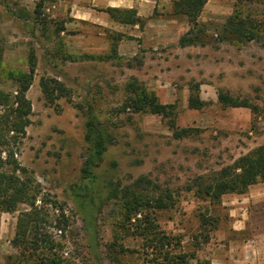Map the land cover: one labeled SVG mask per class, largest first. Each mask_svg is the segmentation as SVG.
<instances>
[{
    "label": "rangeland",
    "instance_id": "rangeland-1",
    "mask_svg": "<svg viewBox=\"0 0 264 264\" xmlns=\"http://www.w3.org/2000/svg\"><path fill=\"white\" fill-rule=\"evenodd\" d=\"M174 1L155 0L145 15L134 5L142 24L113 23L105 12L109 22L101 25L97 10L104 7L93 5V0H0V89L9 94L0 114L17 105L14 96L22 75L34 62L25 92L29 123L0 153L4 158L12 150L20 169L13 171L9 163L1 169L37 184L33 202L48 212L45 229L64 242L62 254L72 256L75 264H154L160 258L157 249H143L132 225L128 231L121 227L119 199H104L108 179L121 187L144 175L155 185V196L168 190L172 204L154 213L158 228L172 237L171 247L178 242L172 253H195L185 263L174 264H196L197 259L213 264L209 256L214 244L240 236L231 231L221 198L214 202L202 197L197 181L208 182L221 167L264 143V38L221 39L237 0H209L198 16L199 41L180 46L179 37L191 24L186 15L174 13ZM241 10L258 14L263 6L246 3ZM21 11L28 15L19 16ZM41 78L58 80L68 95L48 103ZM133 80L161 103L175 104L177 127L197 132L174 138L167 119L158 114L119 111L128 96L126 84ZM191 82L200 83L199 95L206 101L200 109L187 106ZM218 89L249 98L258 111L223 107ZM86 104L113 137L91 170L92 181L81 171L88 146L83 137ZM85 185L94 202L95 230L90 234L75 196L77 187ZM17 206L26 209L28 204ZM1 211L9 220L13 217L0 233V264H5L6 256L17 252L11 239L18 210ZM61 212L68 222L64 230L57 220ZM199 214L211 222L200 226Z\"/></svg>",
    "mask_w": 264,
    "mask_h": 264
},
{
    "label": "trees",
    "instance_id": "trees-1",
    "mask_svg": "<svg viewBox=\"0 0 264 264\" xmlns=\"http://www.w3.org/2000/svg\"><path fill=\"white\" fill-rule=\"evenodd\" d=\"M207 0H175L173 11L175 14L187 16L190 28L179 37L178 44L185 46L196 44L199 41L201 29L198 16ZM246 3L262 5L263 11L258 14L244 13L241 10ZM108 16L119 23L142 24L144 19L137 13L135 7L108 6L102 8ZM19 16L28 15L21 11ZM264 0H237L234 12L229 16L223 26L221 39H233L237 42L259 40L264 38ZM197 28V29H196ZM194 29L196 31L194 32ZM233 37V38H232ZM117 38V37H116ZM115 46V42L112 44ZM34 71V62H29L28 73L22 75V84L15 97L17 105L4 110L0 114V153L9 142H14L20 135L25 133V126L29 123L30 102L25 96L29 86L31 76ZM199 82L189 84V94L187 106L192 109H200L206 101L199 95ZM40 86L44 98L48 103H53L58 97L68 95L65 86L54 78H41ZM128 96L119 111L131 108L134 112H149L160 115L167 119V125L172 131L174 138H182L197 132L193 127H177L174 122L175 104L161 103L157 96L147 90L144 86L134 80L126 84ZM217 101L223 106L247 107L253 113L258 110L257 105L247 97L233 96L223 89L217 90ZM9 94L0 89V105H7ZM11 107V106H10ZM82 107V106H80ZM84 122V140L87 142V153L81 168L82 177L92 181L94 175L91 170L97 166L102 159V154L107 145L112 143V133L98 120L92 112L91 106L86 104ZM12 131V135L9 132ZM6 152V151H5ZM12 164L13 171L20 169L16 159L13 158V151L6 152L4 158L0 154V210H18L14 235L11 239L13 247L17 249L14 254L7 255L5 264H75L72 256H64L62 250L64 242L52 237L45 229L48 212L43 205H35L34 200L39 194L37 184L33 185L31 180H21L14 172H5L1 169L4 164ZM264 180V143L250 150L248 153L239 156L231 165L220 168L217 174L208 182L202 178L197 181V192L202 193V197L218 202L225 193H243L247 187L257 181ZM118 182V181H117ZM155 185L147 176H138L132 184L118 186L112 179H108L105 187L107 193L104 196L108 199H119L122 207L121 227L127 231L133 226V234L139 236L143 242V249L151 248L158 250L160 256L154 264H174L185 263L188 258H194L195 253L177 252L172 253V237L158 228L155 210L163 209L172 204L171 194L168 190L155 196L152 191ZM190 187V186H189ZM75 191L76 200H79L82 222L87 234L94 232L93 216V194L88 190V186H78ZM140 189V190H139ZM44 200V199H43ZM171 201V202H168ZM27 203L28 207L20 209L17 203ZM99 201L94 212L99 211ZM61 217V218H60ZM133 219V221H132ZM200 226L210 223L211 218L199 214ZM58 224L62 223L64 230L67 225V218L61 212L57 218ZM128 224V225H127ZM205 241L207 235L204 236ZM178 241V240H177ZM124 250L125 248H121ZM196 264H210L207 260L197 259Z\"/></svg>",
    "mask_w": 264,
    "mask_h": 264
},
{
    "label": "crops",
    "instance_id": "crops-1",
    "mask_svg": "<svg viewBox=\"0 0 264 264\" xmlns=\"http://www.w3.org/2000/svg\"><path fill=\"white\" fill-rule=\"evenodd\" d=\"M93 5L99 3L100 7H133L138 13L145 15L149 12L155 0H93ZM96 2V3H95ZM169 2V1H168ZM209 0L201 10L205 11ZM147 6V11H142ZM136 8V9H137ZM102 15L100 24L106 25L108 18L105 12L97 10ZM109 20V19H108ZM113 23H119L112 20ZM241 109L242 107H233ZM222 205L229 217L230 229L240 235L230 237L225 241L214 244V254L209 256L213 264H264V180L250 184L243 193H229L221 196ZM7 212H0V233L7 224H12L13 217L7 218ZM14 223V222H13ZM11 228V227H10ZM244 232H247L244 235Z\"/></svg>",
    "mask_w": 264,
    "mask_h": 264
}]
</instances>
